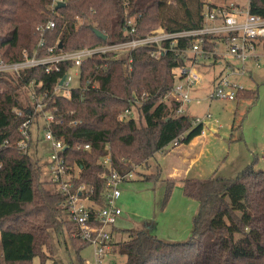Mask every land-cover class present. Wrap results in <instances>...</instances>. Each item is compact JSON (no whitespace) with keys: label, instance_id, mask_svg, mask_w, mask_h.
<instances>
[{"label":"trees","instance_id":"16d2710c","mask_svg":"<svg viewBox=\"0 0 264 264\" xmlns=\"http://www.w3.org/2000/svg\"><path fill=\"white\" fill-rule=\"evenodd\" d=\"M172 1L174 6L169 0H64L57 7L54 0H0V59L15 61L24 50L32 52L38 42L36 26L48 20L54 26L44 34L41 53L47 46L58 50L59 41L62 50H73L125 40L131 37L126 34L129 18L135 20L136 37L158 27L168 32L195 29L203 23L204 5H215L212 0ZM248 9L264 17V0H248ZM92 27L106 39L97 37ZM202 37L203 48H216L218 36ZM192 38H178L173 48L188 47ZM153 48L141 45L117 57L94 55L81 65L79 86L68 96L54 89L70 63H61L58 72L46 73L41 66L19 74L0 72V264H30L36 254L41 263L51 258L46 252L51 232L58 241H65L67 233L78 244L77 252L88 244L69 217L65 196L42 177L39 160L17 147L19 126L31 107V82L41 81L35 91L51 96L45 110L64 119L52 131L65 144L62 154L75 175L73 187L85 186L82 195L90 201L91 214L105 201L107 168L99 159L106 152L112 168L123 174L148 162L181 134L180 143L200 134L202 126H192L190 116L175 112L179 102L165 97L176 83L173 69L185 64V54L168 51L157 58L149 53ZM256 95L244 88L236 99ZM15 108L23 115L16 116ZM126 109L130 113L121 116ZM72 119L78 122L71 124ZM257 162L255 156L234 177L214 172L184 179V194L198 203L189 238L167 241L147 226L130 228L116 242L117 251L125 255L122 264H264V169Z\"/></svg>","mask_w":264,"mask_h":264},{"label":"built area","instance_id":"2783aa9c","mask_svg":"<svg viewBox=\"0 0 264 264\" xmlns=\"http://www.w3.org/2000/svg\"><path fill=\"white\" fill-rule=\"evenodd\" d=\"M223 1L224 3L222 4L216 2L212 7L204 5L203 23L195 29L168 32L164 28L158 27L145 36L136 37L134 36L135 20L129 18L126 21V34L131 37L125 40L91 47L85 46L73 50H62L59 47L58 50H54L52 46H47L45 52L41 53L40 49L45 43L44 34L46 30L54 26V22L48 20L46 23L36 26L38 42L32 52L29 53L24 50L22 57L15 61L0 59V72L19 74L27 68L37 66H41L46 73L58 72L61 68V63H70L66 72L58 77L54 89L55 94L68 96L71 90V82L78 77L81 65L94 55L110 53L117 57L141 45H153L154 48L149 53L154 57L159 58L168 51H174L179 55L185 54L186 56L185 64L173 69L176 83L165 96L179 102L175 109L176 113L183 114L184 104L192 100L189 93L190 88L198 86L203 77V73L198 70L197 66L205 61L210 64L218 62L224 65V74L220 73L213 79L214 84L208 96L210 98L234 100L236 99L237 91L245 87L229 79V75L243 73L246 60L258 62L261 56L258 46L264 41L262 40L264 39V17L249 12L248 3L245 6L239 0ZM205 34L218 36L215 39L217 44L215 49L203 48L202 36ZM188 36L193 37L191 45L181 49L173 48L178 38ZM165 41H168L169 44H164L163 42ZM226 58H229V60ZM232 59L239 61L238 67L234 65L235 62ZM71 69L74 70L73 74L69 73ZM62 77L64 79L59 85L58 82ZM39 85H41V81L37 83L31 82L28 87V98L31 107L29 115L23 119L19 126L21 138L17 141V147L28 152L30 124L37 115L41 114L44 119L42 135L44 140L49 142L51 146V153L46 164L47 172L45 173L47 175L45 180L52 181L56 185V189L65 196L63 204L68 210L70 219L78 226L81 240L93 247L94 261L92 264H100L106 251L110 248L111 229L121 214V208L117 203L120 197L118 184L131 178L133 172L129 171L121 174L114 170L111 166L110 154L106 152L99 159V162L107 168L105 175V201L102 206L97 207L98 209L94 214H91L90 201L86 195H82L85 186L82 184L78 187H73L72 179L75 175L70 171V166L65 163V157L62 154L65 144L61 138H56L52 131V125L62 124L64 119L53 111L45 110L51 96L46 91L37 94L35 87ZM142 99H145L144 95L141 96ZM136 101L139 102L138 100ZM14 112L16 116L23 115L21 109L15 108ZM128 113H130V110L126 109L121 116ZM211 117V114L206 113L202 118L191 116L190 120L192 126L201 125L200 134H204L203 120ZM77 122V119L70 121L71 124H76ZM215 122H217L216 119ZM183 135L181 134L174 138L171 142L173 146L180 144L179 141ZM83 147L88 149L89 144L86 143ZM42 175H44L43 170Z\"/></svg>","mask_w":264,"mask_h":264},{"label":"rangeland","instance_id":"374dc122","mask_svg":"<svg viewBox=\"0 0 264 264\" xmlns=\"http://www.w3.org/2000/svg\"><path fill=\"white\" fill-rule=\"evenodd\" d=\"M239 1L245 6L248 3V0ZM169 2L175 5L172 0ZM211 2L224 3L223 0ZM261 49L257 63L246 60L243 73L229 75V79L256 91L254 99L210 98L208 94L214 84L210 77L213 75L214 79L218 74H224V65L206 62L205 65L197 66L203 73L201 86L190 88L192 100L184 104L183 114L199 118L206 113L211 114L210 119L203 120L205 134H200L188 145L173 146L171 142L168 143L164 150L155 152L148 162L136 166L132 170L131 179L118 184L120 197L117 203L121 214L114 224L115 241L112 250L106 251L100 264L124 263L125 255L117 251L116 242L124 240L126 230L130 228L147 226L152 233L167 241L184 242L189 238L198 203L185 196L179 178L207 177L214 168L216 174L234 177L255 156L258 159L257 167L264 169V48ZM232 60L235 66L240 64L239 61ZM69 73L73 74L74 70L71 69ZM77 86L78 78L71 82V88ZM43 123L44 119L40 114L30 124L27 150L34 159L39 160L44 171L42 177L45 179L51 146L43 138ZM212 128L214 132L211 131ZM183 158H195L193 165L183 163ZM86 203L88 204L87 201ZM50 234L52 248L50 246L48 251L44 247L42 249L51 258H46L41 263L40 256L36 254L30 264H53L54 260L57 264H92L94 261L92 245L87 244L77 252L75 248L78 244H73L67 233L65 241L62 238L58 241L54 232Z\"/></svg>","mask_w":264,"mask_h":264},{"label":"crops","instance_id":"0c3cea01","mask_svg":"<svg viewBox=\"0 0 264 264\" xmlns=\"http://www.w3.org/2000/svg\"><path fill=\"white\" fill-rule=\"evenodd\" d=\"M218 1H222V0H218ZM216 3V2H215ZM261 48H264V41H262L260 44H259V46H258V49H259V51H260V53H261ZM205 63H206V61L205 62H202V64L201 65H205ZM222 64V63H221ZM234 65H236V64H234ZM238 67V66H237ZM226 69V68H225ZM235 71H237V70H235ZM244 71H245V69H244ZM204 73H207V71H204ZM236 76L237 75H240V74H238V73H236L235 74ZM210 81H211V83H213V75H212V77H210ZM198 86H201V84L200 85H198ZM197 87V86H196ZM250 100V99H249ZM211 131L212 132H214V129L212 128L211 129ZM204 134H205V132H204ZM200 136V134L199 135H197V136H195L190 142H188V143H180V144H183V145H188V144H191L197 137H199ZM179 145V144H178ZM177 146V145H176ZM185 156V155H184ZM193 160H195V158H192L191 160H189V158H183V163H186V164H188V165H193V163H194V161ZM250 162V161H249ZM248 162V163H249ZM215 170H216V168H214L213 170H212V172L210 173V175L211 174H213L214 172H215ZM209 176V175H208ZM133 177V176H132ZM131 177V178H132ZM204 177V176H203ZM203 177H193V176H187V177H181V178H179L178 180H180V182H181V186L183 187V180L184 179H186V178H203ZM131 178H128L127 180H129V179H131ZM186 196V195H185ZM187 197V196H186ZM189 198V197H188ZM190 199H192V198H190ZM145 224L147 225L148 224V221L147 222H145ZM113 228H114V226H113ZM112 228V229H113ZM112 229H111V244H110V248H109V250L111 249L112 250V247H113V243H114V238H113V233L114 232H112ZM158 236V235H157Z\"/></svg>","mask_w":264,"mask_h":264},{"label":"water","instance_id":"95a60500","mask_svg":"<svg viewBox=\"0 0 264 264\" xmlns=\"http://www.w3.org/2000/svg\"><path fill=\"white\" fill-rule=\"evenodd\" d=\"M60 5H64L63 1H57L56 6H60ZM92 30L94 31V33L96 34L97 37L101 38V39H106V34L102 33L99 29L92 27ZM58 47L61 48L62 47V42L59 41L58 42ZM64 77H62L58 84L61 85L62 81H63Z\"/></svg>","mask_w":264,"mask_h":264}]
</instances>
